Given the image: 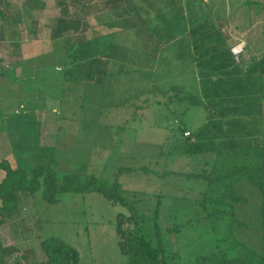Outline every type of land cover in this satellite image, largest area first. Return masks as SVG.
<instances>
[{"label":"rangeland","instance_id":"1","mask_svg":"<svg viewBox=\"0 0 264 264\" xmlns=\"http://www.w3.org/2000/svg\"><path fill=\"white\" fill-rule=\"evenodd\" d=\"M24 1L14 0V5L21 6ZM41 1L46 5L45 10L38 14L41 32L47 22L49 26H54L56 19L62 15V5L67 4L71 14L78 12L76 8L79 9L81 4L93 3V0ZM239 2L243 1L179 0L176 10L181 14L188 11L192 26L195 24L193 13L197 11L204 18L203 28L207 24L217 25L220 19L229 20L230 23L238 21L239 33H242L251 29L249 22L255 19L256 13L254 7L239 9L236 6ZM14 5H11L14 11L12 15H15ZM24 21L26 23L28 19ZM177 21L180 24L176 27L182 31L184 18L180 15ZM22 25L21 29L27 31L33 24L29 22ZM15 26H19V23H15ZM86 34L90 36L91 30L87 29ZM174 47L170 45L169 50ZM168 56L164 59L166 65L163 64L162 69L165 76L158 80V87L168 90L172 85L180 86L200 98L202 104L188 106L187 102L176 100L173 93H161L158 103H153L152 96L146 108L134 115V108L126 104L120 108L107 105L121 101L124 92L101 97L102 90L99 91L90 83L79 84L80 89L68 88L67 94L61 97L63 121L57 130L58 138L54 141L56 147L52 150L56 178L59 179L57 182L60 184L64 175H73L82 181L94 177L105 186L117 182L123 190V197L134 202L136 212L149 217L154 215L157 199H160L158 222L164 264H214L216 259L212 258L216 256H211V253L225 249L233 255L241 249L242 244L262 250L264 207L255 187L241 181L237 184L236 192L240 195L239 201L231 197L224 198V207L212 200L211 204H207L210 208L204 209L200 202L207 190V181L196 174L209 173L214 166L241 165L245 162L247 157L242 152L232 156L226 151L229 148L227 143L217 145L225 150L217 156L212 150L214 145L211 140L214 135L227 132L237 137L241 146L252 144L260 135H264V118L258 116L260 108L264 114V101L260 107L258 100H251L246 86H239L243 77L249 76L244 64L241 74L226 68L218 71L220 75L215 81L219 80L218 84L224 90L220 91L221 97L217 98L219 95L214 97L202 92L204 78L201 77L197 84L191 67L189 72L183 71L188 68L183 65L184 61L176 65L177 60H173L172 54ZM99 104H106V107L99 108ZM107 112L116 114L105 115ZM210 113L212 117H209ZM178 120L183 121L191 131H196L210 121L205 126V135L201 136L198 146L204 150L186 155L178 154L175 148L173 150V139L179 134ZM108 126L113 127L111 133L105 130ZM225 135L222 137L225 138ZM220 140L215 139V142ZM6 152L7 148L2 143L0 155ZM11 162L12 166H16L14 161ZM2 177L0 169V180ZM44 191L45 187L40 185L33 196L28 191L20 192L18 208L6 214L0 223V252L5 263L45 262L47 256L41 241L49 237H58L75 247L79 252L77 264L139 263L138 260H127L119 247L117 219L121 213L128 214V208L111 203L97 191L63 189L51 193L50 200ZM208 194V200L218 196L217 191ZM243 197H246L245 201ZM139 226L146 238L157 246L154 223L146 220ZM207 255L210 258L204 260L202 257Z\"/></svg>","mask_w":264,"mask_h":264},{"label":"crops","instance_id":"2","mask_svg":"<svg viewBox=\"0 0 264 264\" xmlns=\"http://www.w3.org/2000/svg\"><path fill=\"white\" fill-rule=\"evenodd\" d=\"M239 1H243L239 2L241 6L236 3L239 9L254 7L256 13L255 19L249 22L251 29L242 33H239L238 21L230 23L220 19L216 23L218 28L215 23L203 28L204 18L197 11L193 13L195 24L192 26L188 11L181 14L176 10L179 0H93L91 4H81L77 11L84 17H78L79 27L90 29L92 34L87 36L86 30L79 28L76 36L82 33L93 40L94 57L116 50V57L122 58L124 64V72L120 74L122 84L109 86L108 93L101 85L93 83V86L102 90L101 97L124 92L125 104L134 108L136 115L138 110L146 108L150 97L153 96V103L161 100V93L156 91L162 88L157 82L165 76L164 59L172 54L176 65L184 61L183 65L188 66L183 71L189 72L191 67L197 84L204 78V94L217 97L224 90L219 80L215 81L219 70L226 68L241 74L243 64L249 69L264 58V0ZM11 5L14 0H0V146L3 143L7 148L6 154L0 155V161L12 160L29 172L41 163L55 160L52 150L63 121L61 97L67 94L68 88L78 89L83 83L69 84L67 80V54L61 44L75 34L69 36L63 31L55 38L62 17L56 19L53 27L49 22L43 23L41 32L38 14L46 5L30 7L25 0L21 6L14 5L15 15ZM180 15L184 18L182 31L176 27L180 24L177 21ZM22 22L26 25L31 22L34 26L25 31L21 29ZM172 44L175 47L169 50ZM103 105L99 104V108ZM112 129V126L105 128L108 133Z\"/></svg>","mask_w":264,"mask_h":264},{"label":"trees","instance_id":"3","mask_svg":"<svg viewBox=\"0 0 264 264\" xmlns=\"http://www.w3.org/2000/svg\"><path fill=\"white\" fill-rule=\"evenodd\" d=\"M27 5L41 8L44 3L41 0H27ZM61 11V17H65L60 20V27L59 25L57 26V33L54 34L55 38L57 34L60 35L63 31L69 36L75 34L72 38L65 39L63 45H61L65 48L67 54L66 76L69 83H95L103 86L105 93H108L109 86L113 84L119 85V83L122 84L120 74L124 72V64L122 58L116 57V50H111L110 53L102 57H94L93 40L87 39L82 33L80 36H76V31L80 28V19L78 17L83 16V14H78V12L70 14L67 4L62 5ZM79 30L84 31L86 29L80 28ZM93 71L97 72L96 75L92 74ZM248 73L249 76L247 77L246 75L243 77L242 84L240 82L239 86H246L250 92V97H252L251 100H258L260 102L259 106L261 107V104L263 105L261 102L264 101V58L250 67ZM156 92H160L163 95L173 93L176 100L179 102H187L188 106L202 104L200 98L190 94L180 86L172 85L168 90L160 89ZM170 97L171 99L173 98L172 95ZM126 101L123 99L113 105L115 107L123 106ZM103 107L106 106L103 105ZM211 114H209V117H212ZM258 116L260 119L264 117L262 108H260V114ZM208 123L210 124V121L203 124L196 131H191L183 121L178 120L177 130L179 134L173 139V150L175 148L178 151L177 153L181 155L204 150L198 146L202 139L201 136L205 135L204 129ZM186 131H189V135H185ZM225 134H216L211 140L214 145L212 150L216 152L217 156L222 155L223 151H225L221 149V146L217 145L227 143L229 145V148L226 149L228 153L236 156L242 152L247 159L241 165L214 166L213 171L209 173L196 174L207 181V190L203 194L200 202L201 205L204 209H208L210 207L207 204H211L212 200H215L219 202L218 205L225 207L224 198L227 197L239 201L240 195L236 193L238 191L237 184L243 181L255 187L260 197L261 205L264 207V135H260L257 138L258 140L255 139L252 144L241 146L238 144L237 137H233L227 132ZM224 135L225 138L222 137ZM215 139L221 140L216 143ZM205 150L209 149L206 148ZM0 169L3 173L2 180H0V223L3 222L6 214L14 212L18 208L20 192L28 191L33 196L35 189L40 187V185L45 187L44 194L49 200L51 193L62 191L63 189H75L79 192L97 191L103 194L111 203L120 204L129 210L128 214H119L116 226L119 236V247L122 254L128 258L127 260L130 261L133 259L134 262L138 260V264H164L158 222L159 206L161 204L160 199H157V207L154 215L149 217L136 212L134 202H129L123 197V190L117 182L110 186H105L104 184L98 183L94 177H88L82 181L76 176L64 175L59 184L57 182L59 179L56 178L54 164L48 162L35 166L31 170V174L20 165L12 166L6 159L0 161ZM213 191H217L218 196L208 200V196H210L208 193ZM243 198L245 201L246 197ZM220 199H222L221 202ZM214 211L215 209L212 212ZM146 220H151L154 223L158 238L157 246H154L151 240L146 238L141 232L139 224ZM262 226L264 230V220ZM41 245L47 256V260L40 264H77L79 261L78 250L63 242L58 237L44 238L41 241ZM1 250L2 245L0 244ZM210 255L216 256L212 258L216 259L214 264H264V248L257 250L244 244L233 255L225 249H218ZM202 258L207 260L210 257L207 255ZM0 264H7L2 260L1 252Z\"/></svg>","mask_w":264,"mask_h":264},{"label":"built area","instance_id":"4","mask_svg":"<svg viewBox=\"0 0 264 264\" xmlns=\"http://www.w3.org/2000/svg\"><path fill=\"white\" fill-rule=\"evenodd\" d=\"M185 135H189V131H186V132H185Z\"/></svg>","mask_w":264,"mask_h":264}]
</instances>
